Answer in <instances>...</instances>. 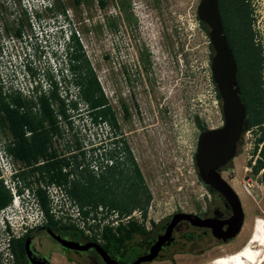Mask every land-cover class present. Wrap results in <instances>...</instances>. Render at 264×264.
<instances>
[{"label": "rangeland", "instance_id": "374dc122", "mask_svg": "<svg viewBox=\"0 0 264 264\" xmlns=\"http://www.w3.org/2000/svg\"><path fill=\"white\" fill-rule=\"evenodd\" d=\"M45 1L48 3V0H0V22H3L0 23V82L4 90L16 91L23 87L25 90L20 91L28 95L27 90L38 76L29 70L27 64L31 62L33 70L40 73L38 78L49 82L71 73L74 84L63 81L64 88H60L59 94L62 98L67 96L69 87L75 92L78 84L70 67L68 46L72 31L76 32L82 52L96 71L116 112L120 128L111 134L108 124L94 123L86 104L80 100L78 110H68L71 119L59 118L63 136L56 138L55 146L60 153L78 154L76 144L80 141L86 150L99 145L98 152L110 159L113 158L111 152L118 150L120 136L139 163L151 192L144 215L158 219L177 208L191 210L196 203L204 204L207 189L200 179L195 158L199 136L204 126H221L224 116L213 78L211 38L198 18L201 0H124L126 11L121 5L123 0H104L105 5L101 0H83L80 4L75 0H50L53 6L47 10L42 5ZM246 2L251 11L255 43L262 48L264 56V0ZM60 5L66 6L65 12L60 10ZM38 7L41 21L38 15H33ZM16 10L18 14L22 12L26 21V42L19 41L15 33L18 14L11 12ZM26 12L31 15L32 26L27 23ZM146 50L150 61L144 63ZM241 71L246 78L245 64ZM262 79L264 82V68ZM124 104L128 106L129 116L125 114ZM263 131L264 124L244 134L238 155L223 173L238 191L247 210L240 235L212 253L182 254L173 263L158 260L150 264H201L246 243L255 218H264V173L263 169L256 174L253 171L261 157L262 144L257 147V143ZM9 138L6 137L7 144ZM89 161L93 159L85 160L86 166ZM7 167L4 168L9 175L10 165ZM89 170L96 171L89 166L85 172L93 173ZM80 174L81 169H78L74 179ZM30 177L32 186L46 183L39 182L36 173ZM31 184L27 181L26 188ZM37 208L32 203L8 208L16 211L13 215L17 222L14 223L19 232L23 231L21 225L41 222L39 218H30L35 216ZM59 248L55 240L46 241V249Z\"/></svg>", "mask_w": 264, "mask_h": 264}, {"label": "trees", "instance_id": "16d2710c", "mask_svg": "<svg viewBox=\"0 0 264 264\" xmlns=\"http://www.w3.org/2000/svg\"><path fill=\"white\" fill-rule=\"evenodd\" d=\"M83 0H75L80 4ZM239 13L242 18L239 34V42L244 49V55L239 57L241 66L246 67L247 77L244 78L240 73V82L243 87V97L247 102L249 108L254 112L249 118V126L264 123V82L262 79V72L264 68V56L262 48L255 43L254 33L252 30V18L249 4L246 0H236ZM101 4L105 5V1L101 0ZM124 11L126 6L124 0L121 1ZM53 4L50 1L45 9H52ZM66 6L60 5V10L66 11ZM38 15V20H42L40 10L35 11ZM199 18V16H198ZM200 24L209 31L208 26L199 18ZM18 35L22 33V29H18ZM72 41L68 50L70 53V67L75 75V82L79 85V97L87 104V111L92 116L95 122L99 119L105 120L109 123L114 132L120 128L116 112L109 103L108 98L104 92L99 77L92 67L86 54L82 52V44L76 32L72 31ZM145 53V52H144ZM147 54V55H146ZM143 57L144 63L150 61L149 52L146 50ZM84 58V62L81 60ZM29 70L36 74L30 64H27ZM241 66V67H242ZM54 84L53 90L47 94L40 93L38 101L23 97L21 94L16 95L13 99L17 103V107H11L9 102H5V107L2 105L3 89L0 84V111L4 109L5 113L0 112V122L6 126L9 132V141L7 149L15 158L21 160L26 168L22 172V177L28 179L30 175L39 173L38 181L44 180L47 183H56L58 185H66L70 181V176L73 172H77L80 163L71 167V159L77 160L76 154L70 156L62 155L59 149L55 146L56 138L63 136V129L60 125L59 118H70L68 113L66 101L59 94L58 84L55 79H51ZM217 96L222 101L217 89ZM57 102L54 105V102ZM39 103V107L34 111L31 107ZM74 110H78V103L72 100ZM21 106H26V110H22ZM126 116H129V109L126 104L123 105ZM70 123L72 121L70 120ZM204 128H208L204 126ZM261 147V157L257 160L253 167L254 174L263 169L264 173V131L258 138L257 147ZM82 143L80 141L76 144V149L81 150ZM68 149H71L70 147ZM95 150L96 148H92ZM71 151V150H70ZM111 156L115 161L120 156L119 151L111 152ZM126 160L120 161L118 164L114 163L109 166L107 170L97 176L91 172L81 170V174L76 179L71 181V186L68 187L69 193L74 196L82 205L89 202H105L113 207L119 208L122 212L129 213L136 207H143L146 213L149 201L151 199V192L145 181L143 172L139 163L133 156L131 149L126 150ZM65 167H69L65 170ZM87 170V168H86ZM30 183V180H28ZM120 187L121 190L117 191ZM8 198L0 204V209L10 204L12 194L8 189ZM22 192V190H21ZM1 193V191H0ZM40 206L48 215L49 225L53 229H58L66 233L73 232L77 236H83L81 230L73 225L61 224L53 219L50 214L49 199L46 190L38 186L36 191ZM133 201V202H132ZM105 243L106 249L112 253L116 252L117 235L111 228L105 229ZM125 237L121 238V244ZM12 247L17 256L19 264H27L22 261L24 255V239H13Z\"/></svg>", "mask_w": 264, "mask_h": 264}, {"label": "flooded vegetation", "instance_id": "af4514ba", "mask_svg": "<svg viewBox=\"0 0 264 264\" xmlns=\"http://www.w3.org/2000/svg\"><path fill=\"white\" fill-rule=\"evenodd\" d=\"M4 3L6 5L8 2L6 1ZM13 8L14 7H12V9ZM219 8L225 28V33L228 37L229 43L233 49L238 63V80L241 86L239 78L241 72L239 57L244 55V49L241 47L242 45L239 42V34L242 18L238 10L236 0H219ZM22 10H24V8ZM11 14L17 15L18 10L11 12ZM25 15L28 20L27 23L32 26L33 23L30 13L26 12ZM33 15L35 17L37 13L34 11ZM16 20L18 22V26L15 28V33L18 35L17 31L19 28H21L22 33L20 36L18 35V37L22 38L24 26H26V21L24 18H22V12H19V14L16 16ZM0 28L2 27L0 26ZM0 45H2L1 34ZM212 48L215 54L213 45ZM2 89L3 100H0L2 101L1 103L4 107L6 105L5 102H9L11 107L16 108L18 105L13 99L18 94H21L23 97L32 99L34 101H38L40 95L37 92L38 88H36L35 94L28 95L24 94V92H21L18 89L16 91L11 88L4 90L3 86ZM243 93L244 90L241 86L242 98L247 106L248 112L242 140L238 145V151L240 149L241 142H243L244 134L247 131L252 130L254 126H261L264 124L261 123L249 126V118L252 116L254 110L249 108L243 97ZM38 107L39 103L37 102V104H34L31 108L36 111ZM21 108L22 110H26V106H21ZM0 112H2V114L5 113L4 109H2ZM207 129L209 128H203L202 132ZM8 136L9 132L6 126L3 125V122H0V149H3L0 150V204H3L8 198V187L5 180H8L7 178L9 175L6 174L4 168L6 167L9 160L8 155H10L13 165L11 179L13 181L17 180V182L18 180L22 179L24 182L26 181V183L28 180H31V177L28 179L22 177V172H24V170L28 167L25 166L21 160L15 158L11 153H9L6 140V137ZM117 141L119 143L118 151L120 156L117 158L115 163L118 164L120 161L126 160V150L129 145L125 142V139L121 138L120 136H118ZM231 161L222 167L221 171L223 176V173L229 169ZM36 174L39 176L38 172ZM17 185L20 190L21 188L19 183H17ZM203 185L207 189V199H205L204 204H194L193 209L191 210L177 208L169 215L157 219L153 216L144 215V208L141 209V207H136L131 211V213H133L131 218H120L116 228L114 229V232L117 235L118 243L115 253L108 251L103 245L106 239H104L102 242H98L92 238L86 237L84 234L83 236H77L73 232L66 233L58 229H53L47 225L48 220L31 225L27 224L28 226L26 227L21 225L23 231L21 232L20 237L17 239H24L25 253L22 257V261H26L27 264H71L73 262L78 264H109L96 247H90L87 250H76L65 247L61 241L57 240L50 234V230L60 235L62 238L75 240L81 244H86L88 242L97 243L102 246L110 255V257L117 261L118 264H133L141 256L150 253L152 246L168 231L170 226H172L171 233L169 237L162 242L161 248L158 251V255L153 260L147 262L143 261L140 264H150L158 260H169L171 263H173L177 259L178 255H202L215 252L214 249L222 246L223 244L232 242L240 235L246 223L247 210L245 209L244 204H242L244 209V221L241 230L235 237L230 238L229 234L235 227V224L233 223L234 209L232 204L223 193L205 183H203ZM137 209L140 210V213H137ZM58 225H61V223L58 222ZM122 237H125V241H123L124 243L121 244ZM48 239L55 240L57 243H59L60 248L46 249V241ZM54 254H56V257ZM17 264H19L18 259Z\"/></svg>", "mask_w": 264, "mask_h": 264}, {"label": "water", "instance_id": "95a60500", "mask_svg": "<svg viewBox=\"0 0 264 264\" xmlns=\"http://www.w3.org/2000/svg\"><path fill=\"white\" fill-rule=\"evenodd\" d=\"M198 16L207 24L209 36L215 49V54L212 56V70L222 99L224 124L201 132L195 154L196 166L202 182L223 193L232 204L235 227L229 237L233 238L240 232L244 221L243 202L235 187L222 175L221 169L238 155V145L242 140L248 110L242 98L238 80V63L225 33L219 0H201ZM171 227L152 246L150 253L141 256L133 264L153 260L158 255L162 242L169 237ZM50 234L61 241L65 247L72 249L87 250L90 247H96L109 264H118L97 243L81 244L75 240L62 238L52 230H50Z\"/></svg>", "mask_w": 264, "mask_h": 264}, {"label": "built area", "instance_id": "2783aa9c", "mask_svg": "<svg viewBox=\"0 0 264 264\" xmlns=\"http://www.w3.org/2000/svg\"><path fill=\"white\" fill-rule=\"evenodd\" d=\"M45 3H47V1H45ZM34 11H36V8L34 9ZM19 41L26 42L27 41L26 34L23 33V37L19 38ZM54 79L58 84L59 91L60 88H64L63 81L64 83L68 81L71 84V86L74 84L71 73L63 76V78H58V79L54 78ZM38 83L40 84L39 86L37 85ZM36 88H38L37 92L39 94L42 92L49 94L53 90L54 84L52 80H50L49 82L47 79L42 80L40 77L39 78L37 77L34 80V82L31 83L30 88L27 90V92H29L28 94H35ZM19 89L22 91L25 90L23 87L22 88L19 87ZM78 92H79V85H78V89L75 92H73V89L69 87V93L67 91L66 92L67 96H63L66 101V106L68 110L74 109L72 105V100H76L77 103H79L80 100L83 101L79 97ZM74 94H75V98H73ZM94 123H98V124L106 123L109 125L107 121L101 120V118L99 119L98 122H95L94 120ZM109 128L111 134H113L114 131L112 130L110 125ZM92 148H96V149L93 150ZM100 148L101 147L99 145H96V146H92L91 148H87L88 150H86V148L82 144L81 150L79 151L78 154H76L77 160L71 159L70 166L73 167L77 165V163H80L79 169L81 170H83L84 167L88 169L90 166L91 169L95 168L96 171L94 170L93 171L89 170V171H92L97 176L103 174L109 166L115 163V159L114 157L110 159L108 158L105 159L104 156H102V152L101 151L100 153L98 152V150H101ZM8 159L9 160L7 164L10 165V169L11 171H13V167H12L13 165L10 155H8ZM87 159H93V161H89L86 166L85 160ZM6 168H8L7 165ZM68 168L69 167H65L64 169L67 170ZM86 168L84 169L85 171ZM99 170L101 172H98ZM11 171L9 177L7 178L8 180H5V182L12 194V200L9 205H7L6 207L0 210V264H17L16 255L12 247V242L13 239L20 237L21 232L18 231V228L17 226H15L14 223V221L17 222L13 215L14 213H16V211L8 210V208L12 206L19 208L20 206H23L25 204L32 203L33 206L34 205L38 206V208L35 211L36 212L35 216L34 217L30 216L31 220L35 218H39L41 222H45L48 220V215L41 208L39 197L36 193L38 186H41L46 190L49 199L50 214L54 220L60 222L61 224L73 225L77 227L79 230H81V232L86 237L92 238L98 242L104 241L105 239L104 233L106 228H111L114 230L120 218L129 219L133 216V213L122 212L119 208L113 207L105 202H89L82 205L74 196L68 193L69 191L67 189L68 187L71 186L72 179H74V172L71 174L70 181L66 185L40 182L39 185L32 186L31 184V187L26 188L25 186L27 184L26 181L24 182V180L21 179L18 180L17 182V180L13 181L11 179ZM9 181H12L13 184H9ZM17 183H19L20 185L21 188L20 190L18 188Z\"/></svg>", "mask_w": 264, "mask_h": 264}, {"label": "bare ground", "instance_id": "6f19581e", "mask_svg": "<svg viewBox=\"0 0 264 264\" xmlns=\"http://www.w3.org/2000/svg\"><path fill=\"white\" fill-rule=\"evenodd\" d=\"M264 218H255L251 235L244 245L235 251L218 255L201 264H263Z\"/></svg>", "mask_w": 264, "mask_h": 264}, {"label": "clouds", "instance_id": "9594fccd", "mask_svg": "<svg viewBox=\"0 0 264 264\" xmlns=\"http://www.w3.org/2000/svg\"><path fill=\"white\" fill-rule=\"evenodd\" d=\"M48 4H50V0H49V2L48 3H43L42 5H43V7L45 8ZM25 8H26V6H25ZM36 10H40V8L38 7V8H36ZM69 43H71V40H70V42ZM31 62H29V64H30ZM31 65V64H30ZM36 74L35 75H40V73L38 72V70H36ZM37 76V77H38ZM37 77H35V79L37 78ZM38 86L40 85L39 83L37 84Z\"/></svg>", "mask_w": 264, "mask_h": 264}]
</instances>
